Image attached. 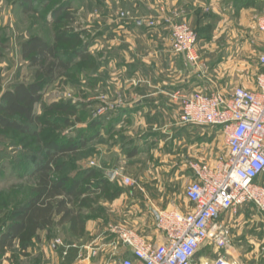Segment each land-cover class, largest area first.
<instances>
[{"label":"crops","instance_id":"obj_1","mask_svg":"<svg viewBox=\"0 0 264 264\" xmlns=\"http://www.w3.org/2000/svg\"><path fill=\"white\" fill-rule=\"evenodd\" d=\"M77 1L82 2L76 13L77 17L94 18L92 25H88L89 28L93 27L94 36L88 52L94 57V68L92 74L87 76L88 80L85 79V73L82 74L81 82L92 81L95 97L100 92L114 103H119L118 107L108 112L112 116L109 122L111 132L105 136L107 139L109 136V144L119 141L120 149L114 160L116 163L125 162L127 157L130 161L137 160L140 153L135 152V149L127 153L128 145L136 142V139L143 142L147 135L157 141L160 134L157 130L161 128L171 126L168 137L174 141L180 136L175 129L181 134L184 128L182 123L178 125L174 121H165L167 113H180L179 105L169 100V94L175 89L219 91L228 96L236 86L255 89L256 76L264 72V66L258 61L264 32L255 24L256 13L252 6L228 2L220 10V5L211 4L208 7L198 0ZM210 9L214 13L205 11ZM176 10H180V14H176ZM125 11L130 13L121 16ZM176 19L195 24L198 33L203 26L211 28V34L206 39L200 35L197 38L195 51L198 58L195 63L187 62L181 54L172 51L170 28L172 21ZM82 30L87 31L85 28ZM49 85L53 86L52 83ZM106 116L100 117L97 125L103 123ZM125 125L129 128L127 132L111 137L114 129L118 130ZM148 127L153 132L144 133ZM95 132L97 135L90 140L99 138L94 145L97 152L94 165L82 160L79 170L94 168L106 177L122 178V182L123 178L129 177L133 183L126 184L131 185L129 187H122L121 193L111 200L92 202L90 199L101 188L98 185L99 176L89 177L93 179L92 185L82 195L88 197L89 204L80 207V213L84 216L82 233H73L68 224L54 226L53 237L47 230H40L27 249L32 260L40 259L39 264H91L90 259L97 256L105 257L108 262L122 256H131L130 249L108 231V225L112 223L125 224L149 240L162 241V235L155 229L159 209L156 203L149 200L148 195L172 193L168 182L179 178L183 173L186 177L185 184L194 178L185 164H179L187 161L181 160L180 156L178 162L175 159L176 165L169 167V181L164 187L150 180L141 182L140 179L147 175L142 176L138 168L124 170L119 167L117 170L116 164L115 170H112L114 168L105 166V158L114 151L107 150L103 144L107 139L101 137L99 131ZM118 156L121 158L118 159ZM191 156L189 154V160ZM256 182L264 185V174ZM140 194L145 195L147 200L137 196ZM160 203L157 201V205ZM165 203L173 207L170 209H190L188 202L174 205L171 197ZM57 238L63 241L64 246L54 243ZM18 248V241L15 240L10 249L1 253L4 264L12 252L20 256ZM92 250L96 254L92 255Z\"/></svg>","mask_w":264,"mask_h":264},{"label":"rangeland","instance_id":"obj_2","mask_svg":"<svg viewBox=\"0 0 264 264\" xmlns=\"http://www.w3.org/2000/svg\"><path fill=\"white\" fill-rule=\"evenodd\" d=\"M198 1L205 3L208 7H210L211 4L220 5V10H222V6L227 5L228 2L240 6H252L254 9L253 11L256 13L254 17L255 24L258 16L264 11V0ZM63 2H67L63 10L69 11L71 15H73L72 17L74 20H63L62 23L58 24L53 22L50 14L54 8L62 5ZM81 4L82 2H78L77 0H31V3L26 0H0V85L3 90L11 88L14 83L29 82L33 79L34 67L29 66L28 62L23 60L20 55V44L28 37L40 35L51 40L54 31L58 27L67 26L76 31H82L84 28L87 29L84 34H81V39L83 40H90L93 38V27L91 26L92 28H89V26L94 22V18L87 16L77 17L76 15ZM156 9L158 10L157 7ZM205 11L211 14L214 13L211 9ZM180 12V10H176V14H180ZM128 13L130 12H122L121 16ZM189 25L196 31L197 38L200 35L201 38L206 39L211 34V28L209 26H203L198 33V31L195 30L197 27L195 24ZM260 44L263 46L260 51L262 52L264 50V42ZM59 47L60 49H70L69 44L59 45ZM68 52H70V50ZM76 60L77 58H74V61ZM74 63L75 64H73L70 70L59 76L54 83H52L53 86L44 85L42 87V102L35 105V111L40 112L43 110V106H41L43 104H48L60 99L70 100L72 104L75 105V114L69 116L72 124L68 126L61 125L55 129L51 126L39 125L37 127V133L40 136L48 135L51 138H56L59 142H70L77 139V137L79 138L80 135L89 137L93 135L95 131H99L101 137L107 139L105 136H107L106 134H108V132H111L109 130V122L112 116L110 117L109 113H107L108 115H105L106 118L103 123L95 126L94 120L100 118L96 114V109L104 102L111 104L114 103V101L102 95L100 92L95 97L92 81H90V83H88V81L85 83L81 82L83 73H85L86 80H88L87 76L92 74L94 67L93 59L87 61V67L91 66L88 67V69L80 66L77 62ZM99 94H101V97H99ZM169 100L172 103H176L171 98ZM165 121H174L180 125L177 112L173 114L167 113ZM186 125L189 124H181V126L184 127L181 134L177 132V128L175 129L176 133L180 135L175 141L168 137V129H171V126H166L157 130L160 133L157 141L148 135L143 139V142L136 139V142L128 145L127 153L135 149V152L140 153L141 156L135 161H130L127 157L125 162L121 163H116V161H114L118 149H120L118 145L119 141L115 140L116 143L113 142L109 144L108 136V139L103 144L106 145L107 150L112 149L114 153L108 154L107 158H105V166L114 168V166L118 164L115 167L117 170H119V167L124 168V170L128 168H138L141 170L142 176L143 174L147 175V177H142L140 179L141 182L150 180L164 187L167 181H169V179H167L169 167L173 164L176 165L175 159L177 162L180 157L183 161L186 159V162L179 163L185 164L186 168H189V163L193 161L207 163L211 167H216L220 161L226 159L228 153L225 145V138L223 132L219 128L196 124H190L192 126ZM125 126L126 128H124ZM125 126H122V128L118 130L114 129L111 137H118L119 134L127 132L129 128L127 125ZM143 132L151 133L153 130L148 127ZM163 135H166V137L163 138ZM95 140L90 141L86 147H79L74 154H69L62 159L64 160L62 173L67 174L70 181L79 182L82 180L79 171H77V169L81 167L82 160H85L90 165H94V161L96 160L95 154H97L94 145L99 141V138ZM41 145L42 143L35 141V137L31 134H18L12 131H3L0 128V233L5 229L12 205L30 194L32 183L37 177V174L32 173L34 165L37 161L43 159ZM27 154H30V157L27 156ZM189 154L192 155L190 160ZM119 158L121 157L118 156V159ZM166 158L169 160L167 161ZM115 168L112 170H115ZM157 175L159 177H157ZM185 178L183 173L179 178L174 179L172 182H168L172 187V193L151 194L148 195L149 200H151L152 203H156L159 211L173 208L165 203L170 197L174 205L178 203H187L184 198V189L187 185L185 184ZM102 179H104L103 189L90 199L92 202L108 199V195L112 193L116 187L121 189L122 187L131 186L124 184L122 178L119 177H104ZM137 196H142L144 200L146 199L145 195L140 194ZM157 201L159 203L161 202L160 205H157ZM75 204L77 205V201H75ZM216 221L221 225L220 230L224 235L223 244L211 241V243L203 246L199 250L198 255H207L212 258L221 256L234 261L236 264H264V213L260 212L253 204H245L234 212L229 211L219 215ZM19 255L20 256L13 254L12 252L9 259L7 258L6 264L40 263L39 258L31 259V253L27 252V255H23L19 251ZM2 257L3 254L0 252V264H4ZM90 260L91 264H107L108 262V259L100 256L91 258Z\"/></svg>","mask_w":264,"mask_h":264},{"label":"built area","instance_id":"obj_3","mask_svg":"<svg viewBox=\"0 0 264 264\" xmlns=\"http://www.w3.org/2000/svg\"><path fill=\"white\" fill-rule=\"evenodd\" d=\"M256 26L264 32V11ZM171 41L175 53L187 62H196L197 36L183 19L172 21ZM258 61L264 66V50ZM255 85L253 90L236 86L228 96L219 91L180 88L169 94L179 105L182 124L217 127L223 132L228 155L216 167L189 163L194 178L187 183L184 198L190 209L158 211L155 229L162 241L149 240L122 223L109 224L108 231L130 249L131 256L112 259L108 264H236L225 257L212 258L198 252L211 241L223 244L221 225L216 221L219 215L245 204H253L264 213V185L256 182L264 174V72L256 76ZM118 105L104 102L96 114L105 116ZM123 182L133 183L129 177ZM54 243L64 246L59 238Z\"/></svg>","mask_w":264,"mask_h":264},{"label":"trees","instance_id":"obj_4","mask_svg":"<svg viewBox=\"0 0 264 264\" xmlns=\"http://www.w3.org/2000/svg\"><path fill=\"white\" fill-rule=\"evenodd\" d=\"M26 1L31 3V0ZM66 5L67 2H63L52 10L53 22L60 24L63 20H74L69 11L63 10ZM85 32L63 26L54 31L51 40L40 35H32L23 40L20 44V55L29 66L34 67L33 80L14 83L11 88L5 90L0 85V128L3 131L33 135L35 141L42 143L43 154V159L35 163L32 171L37 177L32 183L30 194L12 205L5 229L0 233L1 253L10 249L17 240L20 253L27 255L29 244L37 237V233L47 230L53 237L56 225L68 224L73 233H82L84 216L80 213V207L89 204L88 197L82 196L92 185L93 179L89 177L99 176L98 185L103 189L102 178L106 175L99 174L94 168L77 169L82 179L79 182L70 181L68 175L62 173V159L74 154L79 147L85 146L97 135L96 132L89 137L80 135L70 142H59L56 138L40 136L37 133L39 125L55 129L61 125L72 124L69 116L75 114V105L70 100L60 99L43 104L40 113L35 111V105L42 102V87L53 83L70 70L74 62L86 69L91 67L86 65L88 60H94L93 55L88 52L91 39H81V34ZM66 44H69L70 52L59 47ZM74 58L77 60L74 61ZM99 123V119L94 120L95 126ZM27 156L30 157V154ZM121 191L122 189L116 187L108 195V199H113Z\"/></svg>","mask_w":264,"mask_h":264}]
</instances>
